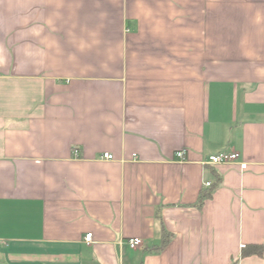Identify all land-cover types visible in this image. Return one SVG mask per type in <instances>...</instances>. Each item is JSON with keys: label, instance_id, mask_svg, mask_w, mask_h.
<instances>
[{"label": "crops", "instance_id": "1", "mask_svg": "<svg viewBox=\"0 0 264 264\" xmlns=\"http://www.w3.org/2000/svg\"><path fill=\"white\" fill-rule=\"evenodd\" d=\"M262 244L264 0H0V264H264L241 255Z\"/></svg>", "mask_w": 264, "mask_h": 264}, {"label": "built area", "instance_id": "2", "mask_svg": "<svg viewBox=\"0 0 264 264\" xmlns=\"http://www.w3.org/2000/svg\"><path fill=\"white\" fill-rule=\"evenodd\" d=\"M187 152L186 151H179L176 153V158L179 161H184L186 159ZM106 160H113V155L106 153L103 156ZM240 159V155L238 153L232 152V153H221L218 155H212L208 157L205 161V165L207 166H217V165H230L238 162ZM241 169L245 170L247 168V165L245 163H241ZM206 186H211V183H206ZM93 234H88L86 236V241L88 243H91ZM143 241L139 238L130 239L128 244L132 249H136L138 247L142 246Z\"/></svg>", "mask_w": 264, "mask_h": 264}, {"label": "trees", "instance_id": "3", "mask_svg": "<svg viewBox=\"0 0 264 264\" xmlns=\"http://www.w3.org/2000/svg\"><path fill=\"white\" fill-rule=\"evenodd\" d=\"M211 192H205L200 196V199L198 201V205L202 206L204 204V202L211 197ZM170 234L167 233L166 231H164V240L162 242V246L161 248H165L167 246V244L170 241ZM242 257H248V256H253V255H257V256H263L264 255V244L262 245H246L243 247L242 249V253H241Z\"/></svg>", "mask_w": 264, "mask_h": 264}]
</instances>
